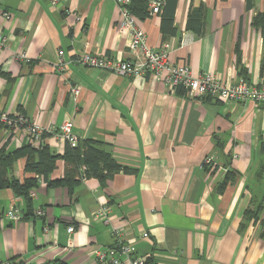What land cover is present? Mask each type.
Instances as JSON below:
<instances>
[{
    "label": "crops",
    "instance_id": "crops-1",
    "mask_svg": "<svg viewBox=\"0 0 264 264\" xmlns=\"http://www.w3.org/2000/svg\"><path fill=\"white\" fill-rule=\"evenodd\" d=\"M246 4L176 0L177 32L164 39L159 15L138 26L148 48L165 46L169 62L187 63L193 76L256 85L264 81V38L251 22L264 0H252L249 10ZM190 13L200 16V33L187 29ZM118 21L113 0H0V34L7 39L0 49V113L21 115L43 130L71 120L77 138L69 145L44 134L31 144L59 157L49 181L65 178V149L84 141L125 169L102 185L81 166L71 192L36 177L28 201L0 189V264H94L96 249L117 242L149 264H264V106L189 99L148 76L124 78L69 62L82 53L135 60ZM19 53L28 63L15 59ZM72 87L80 89L76 101ZM27 144L23 127L0 131L7 153ZM24 165L17 160L8 176L19 182L34 177ZM228 174L233 179L221 189ZM252 200L262 212L244 224ZM10 207L19 210V221L4 217ZM101 208L108 210L105 219L95 216Z\"/></svg>",
    "mask_w": 264,
    "mask_h": 264
},
{
    "label": "built area",
    "instance_id": "built-area-1",
    "mask_svg": "<svg viewBox=\"0 0 264 264\" xmlns=\"http://www.w3.org/2000/svg\"><path fill=\"white\" fill-rule=\"evenodd\" d=\"M52 4H56L58 0H50ZM118 8L119 21L118 29L121 33L128 36L129 48L135 55V60H113L106 57L93 55L90 53H82L73 57L69 62L74 65L87 67L91 69H99L111 72L119 77L144 78L148 76L157 82L164 83L171 93H175L178 88L183 89L185 97L189 99L195 98H213L223 103H246L253 102L257 106H264V81L256 85H251L244 79H239L236 83L227 85L223 83L218 75L191 74L187 63L183 65H173L167 58L165 46L160 50H153L146 46V35L138 26V19L130 12V7L134 0H113ZM148 9V16L159 15L160 9L163 7L165 0H145ZM4 20L9 19L8 14H3ZM6 37L0 34V49L6 45ZM58 68L66 69L67 63L63 60L64 52L58 51ZM18 62L28 63V57L19 53L15 55ZM70 95L76 101L80 95L78 87L70 89ZM0 122L6 124L11 131L23 127L27 131L28 143H39L42 135L49 134L60 137L69 145H75L77 138L72 131V121L66 120L57 129L39 127L29 124L28 120L21 116H9L0 113ZM210 163V159L204 161L205 165ZM35 194H30L34 197ZM107 208H101L95 216L98 219L107 217ZM35 215L42 216L41 211L35 212ZM4 217L10 221L17 222L21 219L19 210L10 207L4 213ZM68 234L72 235L74 228L68 226L66 228ZM47 232V229H44ZM146 238L147 234H143ZM134 248L128 244L117 242L113 247L106 249H96L93 252L94 264H149L146 259L134 256ZM3 264H22L14 261H7ZM44 264H58L49 262Z\"/></svg>",
    "mask_w": 264,
    "mask_h": 264
},
{
    "label": "trees",
    "instance_id": "trees-1",
    "mask_svg": "<svg viewBox=\"0 0 264 264\" xmlns=\"http://www.w3.org/2000/svg\"><path fill=\"white\" fill-rule=\"evenodd\" d=\"M251 2L252 0H247L246 10L251 8ZM175 5L176 0H165L163 7L160 9V32L163 39L168 36H174L177 32L176 28L173 26ZM130 12L133 13L138 20L148 17V9L145 0H134L130 7ZM251 25L256 31H259L262 38H264V9L254 15ZM201 26L200 16L190 13L187 21V29L200 33ZM178 90H181L184 94L183 89L178 88ZM7 129H9V127L0 122V131ZM96 146L97 144L95 142L84 141L83 143H79L75 148H66L62 156V159L68 166L65 178L57 181H49V176L53 172L55 163L59 157L53 155L47 146L41 145L39 147H34L31 144H27L12 153H7L3 145L0 148V189H10L13 194L28 201L29 191L37 187L36 177H42L44 182H47L48 186L67 188V190L71 192L73 188L78 185L75 178L78 174V168L81 166L85 167L83 174L86 177H94L99 180L100 184L104 185L105 180L111 178L120 171H125V169L118 165L108 154L98 150ZM80 149L82 151H80ZM19 159L25 160V172L32 174L34 177L19 182L8 176L14 163ZM259 170L261 171V168ZM260 175L259 173V176ZM232 179V174H228L220 188L222 189L224 187L227 180L232 181ZM261 212V204L256 200H252L250 206L244 213L243 223H248L251 220L256 221ZM262 226L264 227V221L262 222Z\"/></svg>",
    "mask_w": 264,
    "mask_h": 264
}]
</instances>
